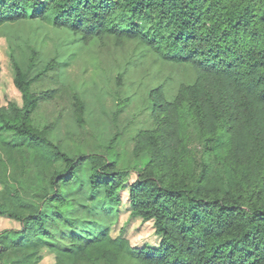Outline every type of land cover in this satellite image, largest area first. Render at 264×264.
Masks as SVG:
<instances>
[{
	"label": "trees",
	"instance_id": "1",
	"mask_svg": "<svg viewBox=\"0 0 264 264\" xmlns=\"http://www.w3.org/2000/svg\"><path fill=\"white\" fill-rule=\"evenodd\" d=\"M20 20L97 39L110 54L133 45L158 72H180L136 83L132 59L103 69L118 112L145 113L131 136V157L147 156L138 168L120 162L118 132L94 150H61L55 122L39 127L33 115L42 100L67 101L90 135L84 101L68 85L34 94L51 65L29 78L13 61L22 105L0 107V214L19 228L0 232V264H38L44 250L54 264H264V0H0V26ZM82 168L107 205L126 193L131 213L153 220L158 247L82 228L62 211L63 187Z\"/></svg>",
	"mask_w": 264,
	"mask_h": 264
},
{
	"label": "rangeland",
	"instance_id": "2",
	"mask_svg": "<svg viewBox=\"0 0 264 264\" xmlns=\"http://www.w3.org/2000/svg\"><path fill=\"white\" fill-rule=\"evenodd\" d=\"M140 54L141 51L137 52L133 45H126L123 50L113 49L110 54V51L101 50L97 39L83 43L79 35L63 28H53L39 20L5 23L0 26V107L8 103L22 105L21 94L13 85V61L25 69L29 78L42 72L49 64L51 69L32 84V92L38 94L58 88L59 85L72 87L84 101L90 135L79 130L67 110V101L42 100L33 115V122L41 127L54 121L50 132L51 140L70 156L79 151L94 150L96 145L108 144L118 132L117 150L120 162L140 168L147 156L143 154L138 158L131 157V136L141 126L145 113L138 114L133 106H126L118 112L116 97L110 90L108 75L103 69L113 71L114 58L121 62L132 59L138 69L129 75V78L136 83L140 80L149 81L155 76L162 80V77L179 75L180 72L179 69L171 67L161 68L158 72V66H153L151 60L141 58ZM60 112L62 115L58 118ZM25 164L24 172L29 173L27 177L33 176V168L29 166V162ZM85 169L82 168L78 172L80 182L63 187L68 205L62 208V211L75 218L82 228L94 231L109 226L112 237L122 236L133 247H158L160 237L155 233L153 220L144 221L134 216L126 203V193L122 194L119 205H107L102 191L90 190L89 182L83 178ZM130 176L133 179L134 173ZM29 185L30 183L22 184L21 191L23 187L29 188ZM1 190L3 185L0 182ZM18 228L17 221L0 214V232ZM12 259L10 256L6 258L8 262L13 261ZM54 263V254L44 250L43 259L38 264Z\"/></svg>",
	"mask_w": 264,
	"mask_h": 264
}]
</instances>
